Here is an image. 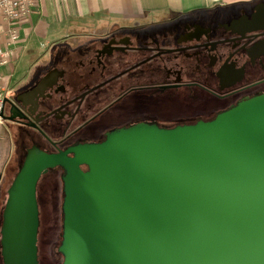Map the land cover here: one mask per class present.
<instances>
[{
	"label": "water",
	"instance_id": "obj_1",
	"mask_svg": "<svg viewBox=\"0 0 264 264\" xmlns=\"http://www.w3.org/2000/svg\"><path fill=\"white\" fill-rule=\"evenodd\" d=\"M46 80L6 98L3 120L18 125V104ZM57 168L63 264H264V96L209 123L140 124L59 154L32 147L7 192L3 264H39L38 185Z\"/></svg>",
	"mask_w": 264,
	"mask_h": 264
},
{
	"label": "flooded vegetation",
	"instance_id": "obj_2",
	"mask_svg": "<svg viewBox=\"0 0 264 264\" xmlns=\"http://www.w3.org/2000/svg\"><path fill=\"white\" fill-rule=\"evenodd\" d=\"M258 5L118 28L35 69L10 96L47 79L37 99L18 104L22 119L13 128L30 145L26 155L32 147L59 154L100 144L140 124L171 130L209 123L264 96Z\"/></svg>",
	"mask_w": 264,
	"mask_h": 264
},
{
	"label": "crops",
	"instance_id": "obj_3",
	"mask_svg": "<svg viewBox=\"0 0 264 264\" xmlns=\"http://www.w3.org/2000/svg\"><path fill=\"white\" fill-rule=\"evenodd\" d=\"M263 2L264 0H39L38 8L19 27L20 40L16 49L19 58L32 52L31 46L39 44L42 49L49 47V60L42 63L38 61L31 68V75L35 69L46 67L56 58L53 56L68 53L76 46L92 41L80 39L83 31L93 32L96 40H99L118 28L142 27L151 22H170L220 10L252 9ZM16 61L2 71L0 92H4L9 98L23 82V79H15ZM7 69L9 74L5 72ZM18 139L13 125L0 121V232L2 212L6 204L5 192H8L13 175L23 159Z\"/></svg>",
	"mask_w": 264,
	"mask_h": 264
},
{
	"label": "rangeland",
	"instance_id": "obj_4",
	"mask_svg": "<svg viewBox=\"0 0 264 264\" xmlns=\"http://www.w3.org/2000/svg\"><path fill=\"white\" fill-rule=\"evenodd\" d=\"M92 33L88 30L83 31L81 32L82 35L80 34V39L82 41L96 40V35ZM31 49H33L32 52L21 55L14 64L15 79H26L31 73V68L38 61L42 63L49 60V47L42 49L38 44L31 46ZM5 72L9 74V69ZM18 142L22 146L21 156L24 157L26 154L25 150L30 145L24 142L23 139H18ZM62 177V170H50L42 177L38 185V202L40 206L39 264H63V257L59 253L63 232L62 206L64 194ZM0 262H2V259H0Z\"/></svg>",
	"mask_w": 264,
	"mask_h": 264
},
{
	"label": "built area",
	"instance_id": "obj_5",
	"mask_svg": "<svg viewBox=\"0 0 264 264\" xmlns=\"http://www.w3.org/2000/svg\"><path fill=\"white\" fill-rule=\"evenodd\" d=\"M38 6L39 0H0V83L3 80V69L18 59L16 46L20 40L19 27ZM6 98L9 96L0 92L1 122Z\"/></svg>",
	"mask_w": 264,
	"mask_h": 264
},
{
	"label": "trees",
	"instance_id": "obj_6",
	"mask_svg": "<svg viewBox=\"0 0 264 264\" xmlns=\"http://www.w3.org/2000/svg\"><path fill=\"white\" fill-rule=\"evenodd\" d=\"M25 157H26V155L23 157L22 161L20 162L19 167H18V171L16 173H14L13 180H14L15 176L17 175V173L19 172L20 168L22 167V165L24 163V160H25ZM6 194H7V190L5 192V197H6ZM3 212H4V210H3ZM3 212H2V214H3ZM0 259H2V255H1V235H0ZM0 264H3V259H2V262H0Z\"/></svg>",
	"mask_w": 264,
	"mask_h": 264
}]
</instances>
